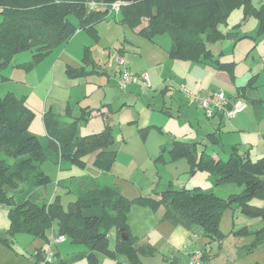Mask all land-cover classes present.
Here are the masks:
<instances>
[{"label":"trees","instance_id":"1","mask_svg":"<svg viewBox=\"0 0 264 264\" xmlns=\"http://www.w3.org/2000/svg\"><path fill=\"white\" fill-rule=\"evenodd\" d=\"M117 2L121 3L118 14L111 9ZM92 3L97 7L92 8ZM236 8L245 10V18L256 15L261 23L260 33L264 34V1L257 8L253 0H0V73L16 54L30 50L37 62L55 48L69 43L81 30H89L98 41L96 24L111 15L135 29L145 22L140 34L151 40L157 35L169 34L172 38L169 54L173 59L221 68L219 57L209 44L240 39L234 31H222ZM73 14L80 19L79 27L71 23ZM92 61L91 48L87 46L83 62L87 66ZM28 65L25 68L31 69L32 63ZM119 70L120 75L123 68ZM67 71L73 77L87 74L85 67ZM254 79L251 78L246 87H250ZM26 102L25 97L17 98L12 93L0 97V152L5 151L16 160L13 165L0 161V206L9 208L10 220V239L0 237V242L12 246L13 238L19 234L42 239L48 249L42 247L38 251L36 264L43 261L70 264L65 259L57 260L58 250L55 249L67 239L88 246L94 261L96 252L111 257L114 252L108 247V236L113 229L118 235L117 251L125 252L133 264H140V251L152 250L146 244L137 246L135 242L139 239L131 233L129 215L135 206L148 208L154 214L164 209L162 219L174 225H199L211 241L222 238V216L234 206L248 216L264 218V208L250 204L255 197H264V157L254 161L249 153L242 154L233 147L228 159L217 158L206 150L209 143H217L215 134L208 135L209 143L201 152L196 142L174 139L163 146L158 158L167 162L185 159L191 173H208L215 186L237 182L244 187L242 194L223 199L213 190L197 187L191 191L168 185L163 190L156 189L154 195L129 199L117 187L86 177L79 180L77 190L72 189L77 192V200L69 209L64 208L60 198L46 202L39 189L51 184L52 179L41 168L44 161L52 159L61 165L69 163L85 169L87 158L92 157L93 165L106 174L111 172L118 151L113 149L115 136L110 126L98 133L78 134V122L90 119L94 111L90 108L81 110L68 134L61 133L52 115H45L48 141L43 142L28 132L26 120L31 111ZM188 102L196 105L189 97ZM149 128L141 131L148 133ZM165 153H168L167 158ZM237 234L253 237V242L245 248L247 254L264 247V227L251 230L246 226ZM123 235L128 237L127 241L123 240ZM58 237L64 240L54 243L53 239ZM51 253V261H48ZM205 258L204 254L202 260Z\"/></svg>","mask_w":264,"mask_h":264},{"label":"rangeland","instance_id":"2","mask_svg":"<svg viewBox=\"0 0 264 264\" xmlns=\"http://www.w3.org/2000/svg\"><path fill=\"white\" fill-rule=\"evenodd\" d=\"M262 1L264 0H253V4L260 8ZM244 11L242 8L233 9L227 24L222 27L225 33H238L240 39L236 41V46L234 39H227L212 42L209 47L216 55L222 54L219 58H222L223 64L231 61L236 63V74L246 86L251 78L262 71L254 85L263 96L264 34L260 33V19L256 15L245 18ZM70 20L76 27L80 26L77 15H71ZM144 23L141 27L145 26ZM96 30L100 38L98 41L89 30H81L69 43L55 48L37 62H34L32 51H22L0 73V97L4 98L12 93L17 98H26L31 111L26 127L30 134L38 136L43 142L48 141L44 120L47 114L52 115L59 123L61 133L68 134V129L72 128L75 119L79 117L80 109L90 107L94 109V113L88 121L78 122L79 135L98 133L109 125L113 129V149L118 151V156L111 172L103 174L93 165L92 157L87 158L85 169L69 163L61 165V162L57 163L52 159L46 160L41 168L52 179V183L39 189L42 199L53 202L60 198L64 208L69 209L71 203L77 200L75 190L79 186V180L86 177L98 178L103 185L117 187L129 199L154 195L156 189L160 191L168 185L191 191L197 187L205 191L213 190L223 199L242 194L244 187L237 182L215 186L208 173H191L190 165L185 159L167 162L158 158L160 144L167 141L171 134L169 131L177 121L163 112L162 91L169 88L168 84L156 91L154 87L149 89L141 85L133 94L136 99L128 105L123 102L122 95L130 94L128 91L132 85L127 90L118 87L119 60L123 59L133 74H137L132 71L135 66L149 67L153 73L158 71L169 74L173 64L167 54L168 45L172 43L171 36L157 35L151 40L129 24L120 23V18L116 19L113 15L96 24ZM87 46L91 48L93 61L86 66L83 59ZM30 63L32 68H25ZM81 67H85L87 71L84 76L73 77L67 71L68 68ZM145 73L150 77L149 72L143 71ZM111 103L112 109H105L110 108ZM202 112L208 120L215 117H208L205 110ZM225 119L228 124L229 118ZM146 126H150L148 133L141 131ZM246 132L249 133L247 141H252L254 131L249 128ZM198 149L201 152V146ZM208 152L212 153L211 150ZM165 154L168 157V153ZM223 157L224 160L229 158ZM0 161L13 165L16 160L4 151L0 152ZM250 204L264 208V197L257 196ZM8 211L7 206H0V237L10 239ZM163 214L162 210L159 214H154L148 208H132L129 215L131 233L139 239L135 243L137 246L146 244L152 250L140 251V264H189V252L205 249L206 258L199 264H236L243 245H247V239L253 238L240 236L237 231L246 226L251 230L264 227V218L248 216L234 206L222 216V238L211 241L204 236L201 226L174 225L163 220ZM56 225L57 223L55 231ZM117 238L116 230H111L108 247L114 255L110 257L103 252H96L95 261L91 259L88 246L67 239L55 248L58 250L57 260L65 259L70 264H133L125 252L117 251ZM42 247L48 249L42 239L27 234L16 235L12 246L0 242V264H36V255ZM254 260L255 256H251L237 264H251Z\"/></svg>","mask_w":264,"mask_h":264},{"label":"crops","instance_id":"3","mask_svg":"<svg viewBox=\"0 0 264 264\" xmlns=\"http://www.w3.org/2000/svg\"><path fill=\"white\" fill-rule=\"evenodd\" d=\"M144 25H146V23H144ZM140 29L141 27L136 28L139 33ZM234 45L236 46V40ZM171 47L172 43H170L167 48L168 58L173 63L169 74L159 73L158 71L153 73L149 67L143 68L135 66L132 70L137 74H143V71L149 72L151 87L155 88L154 91L160 90L164 87V84L169 85V88L162 91L163 108L165 109V111H163L164 109H162V111L165 112L167 116L177 121H175L176 125L169 131L171 134L168 136L167 141L160 144L161 150L159 155L161 154L163 146L174 139L196 142L198 148L201 146V151H203L204 148L206 149L205 144L209 143L208 135L215 134L217 143H209L206 150H211V154L217 158L224 159L223 156H230L233 147H236L242 154L249 153L251 159L254 161L264 157V95L262 96L258 88L254 85L257 77L262 74V71L258 69L259 73L254 76V82L250 87H246V85H244L245 82L242 83L238 74H236L237 66L234 61H231L229 64H223L222 58H219L221 68H218L209 64L177 60L170 57L169 52ZM209 48L211 49V47ZM212 52L214 53L213 50ZM214 55L219 57L222 54L216 55L214 53ZM254 71H256V69ZM141 85L143 84L140 81L133 83L128 91L130 94L126 93L122 95L125 105L130 104L133 99H136L133 94L136 93L137 89L139 90ZM180 85H184L186 89L191 90L197 95H206L218 92L219 89H221L220 91L225 92L229 97L233 99L237 98L245 103L246 108L243 112L239 113L236 118L232 120L227 119L229 122L228 124H226V116L222 115H215L214 118L208 120L205 118L202 108L196 105H190L188 97L180 92V90L176 91L178 88L180 89ZM112 106L113 104L111 103L110 108L105 109L110 111ZM82 109L84 108L80 109L79 116L81 115ZM93 113L94 111L92 114ZM249 128L254 131V139H252V141H247L249 133L246 132V130ZM165 157L167 158L166 154ZM161 210L164 211V209ZM161 210L156 214H159ZM252 242L253 238L247 239V245L244 244L243 248L238 253L236 264L238 261L251 256H255V260L251 264H264V247L259 248L252 254L246 253L245 248ZM190 253L192 252H189V254ZM240 264L249 263L243 262Z\"/></svg>","mask_w":264,"mask_h":264},{"label":"built area","instance_id":"4","mask_svg":"<svg viewBox=\"0 0 264 264\" xmlns=\"http://www.w3.org/2000/svg\"><path fill=\"white\" fill-rule=\"evenodd\" d=\"M92 8H96V4H91ZM121 3L117 2L112 5L111 9L115 13H119ZM119 66L123 68V71L118 77L117 84L121 90H127L134 82L141 81L147 88H151V82L148 74H133L129 69L128 64L123 60H119ZM180 89L183 90L189 97L191 103L196 104L198 107L205 110L208 117H214L215 115H223L230 120L237 117V115L243 112L246 108V104L238 99L229 97L225 92L218 91L206 95H197L192 91L186 89L184 85H180ZM64 240V237L54 238V243ZM52 253L48 258L51 261ZM204 257L203 251H197L190 255L189 264H199ZM41 264H46L43 261Z\"/></svg>","mask_w":264,"mask_h":264},{"label":"water","instance_id":"5","mask_svg":"<svg viewBox=\"0 0 264 264\" xmlns=\"http://www.w3.org/2000/svg\"><path fill=\"white\" fill-rule=\"evenodd\" d=\"M122 237H123V240L124 241H127L128 240V237L126 235H123Z\"/></svg>","mask_w":264,"mask_h":264}]
</instances>
